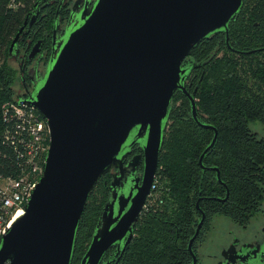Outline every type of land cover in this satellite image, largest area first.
Here are the masks:
<instances>
[{
	"label": "water",
	"instance_id": "1",
	"mask_svg": "<svg viewBox=\"0 0 264 264\" xmlns=\"http://www.w3.org/2000/svg\"><path fill=\"white\" fill-rule=\"evenodd\" d=\"M243 4L244 0L85 2L76 12L77 24H70L59 37L56 54L32 95L17 98L19 104L34 107L46 119L50 144L43 174L24 213L0 239V264H71L80 222L97 183L114 168L124 170L127 150L139 140L146 156L143 185L126 213L120 209L114 217V206L107 205L102 225L93 234L80 264H100L113 244L125 237L129 242L131 224L143 209L159 168L172 101L178 91L190 102L196 123L214 131L201 153V167L214 169L218 181L227 187L220 169L203 163L215 147L219 131L199 118L198 86L189 92L186 79L196 67L205 73L209 59L198 62L192 51L216 33L224 32L228 47L235 52L264 50L240 51L230 44V22L240 14ZM35 19L34 15L32 21ZM27 24L26 16L11 42L10 53ZM229 194L227 187L224 198L211 199L224 202ZM200 202L201 197L196 203L201 219L189 244L192 253L206 218ZM122 254L114 264L120 263Z\"/></svg>",
	"mask_w": 264,
	"mask_h": 264
},
{
	"label": "trees",
	"instance_id": "2",
	"mask_svg": "<svg viewBox=\"0 0 264 264\" xmlns=\"http://www.w3.org/2000/svg\"><path fill=\"white\" fill-rule=\"evenodd\" d=\"M37 1L23 0V5L12 8L10 0H0V178L18 176L22 170L14 147L3 140L2 104L17 99L9 47ZM240 13L230 22L231 46L243 51L264 48V0H244ZM46 24L50 27L52 22ZM222 49L226 53H220ZM192 56L198 62L209 59L198 83L196 103L199 118L219 131L203 163L220 169L230 195L224 203L211 199L224 197L227 191L215 171L204 170L199 163L214 131L196 123L190 102L176 92L159 160L163 203L154 208L156 213L140 219L123 264H185V247L197 227L196 202L201 196L206 197L201 206L207 217L213 212L240 216L239 211L260 199L255 178L264 171V142L254 138L252 124H264V50L239 55L220 32L203 39ZM178 93L187 101L180 108L176 107ZM94 192L80 222L71 264L81 262L100 215L103 202L96 207Z\"/></svg>",
	"mask_w": 264,
	"mask_h": 264
},
{
	"label": "flooded vegetation",
	"instance_id": "3",
	"mask_svg": "<svg viewBox=\"0 0 264 264\" xmlns=\"http://www.w3.org/2000/svg\"><path fill=\"white\" fill-rule=\"evenodd\" d=\"M86 1L41 0L40 2L37 1L28 10V24L12 53H8V62L11 60L15 61L19 67L17 98L26 99L32 95L33 90L45 76L48 66L56 54V43L59 42V37L65 33L70 24H77L79 14L76 12L83 9ZM94 1L91 0V5ZM37 3H39L38 6H36ZM74 9L76 10L73 11ZM34 15L36 19L32 21ZM48 19L52 22L50 27L46 24L49 21ZM255 25H258V23H255ZM55 37L57 38L56 42ZM236 53L242 54L238 51ZM202 74L203 68L196 67L188 75L186 87L189 92L192 93L198 86ZM252 130L254 138L264 142V128L259 129L260 131L253 128ZM127 151L128 153L124 160V170L120 171L118 168H114L104 174L94 189L96 191L103 182L101 189L104 192L103 205L93 234L97 227L102 225L107 205L114 206V217L118 215L120 209H123L122 214L126 213L131 205L132 198L143 185L146 172L144 144L138 140L131 144ZM210 170L215 171L214 169ZM255 180L258 188L257 196L260 198L258 202L255 201L250 208L239 211V213H242L240 216H229L223 213L214 214L213 212L207 217L206 214L201 230L193 242V253L189 250V244L195 233L187 241V246L185 247L187 261L185 264H264V171ZM205 199L206 197L201 196V202ZM146 202L147 199L137 220L131 224L132 237L130 241L127 242L128 238L125 237L121 242L113 244L104 253L100 264H105L106 262L114 264L122 254V249L125 248L119 264L124 263L123 258L135 238L140 219L144 215L156 213V209L146 211ZM201 202L200 207L205 212ZM220 202L224 203L225 201ZM197 211L199 212L198 226L201 219V211L198 208ZM118 246L121 248L120 252H118Z\"/></svg>",
	"mask_w": 264,
	"mask_h": 264
},
{
	"label": "built area",
	"instance_id": "4",
	"mask_svg": "<svg viewBox=\"0 0 264 264\" xmlns=\"http://www.w3.org/2000/svg\"><path fill=\"white\" fill-rule=\"evenodd\" d=\"M21 5L23 0H10L12 8ZM2 119L3 140L14 147L22 170L18 176L0 178V239L24 213L25 205L43 174L50 144L48 123L34 107L19 104L17 99L7 100L2 104ZM162 203L163 182L157 171L145 209L151 211Z\"/></svg>",
	"mask_w": 264,
	"mask_h": 264
},
{
	"label": "rangeland",
	"instance_id": "5",
	"mask_svg": "<svg viewBox=\"0 0 264 264\" xmlns=\"http://www.w3.org/2000/svg\"><path fill=\"white\" fill-rule=\"evenodd\" d=\"M57 7V6H56ZM220 53H226L225 49H222ZM9 66L14 70L15 72V83H14V90L16 93V90H19V67L16 64L15 61H9L8 62ZM177 103H176V107L180 108L181 106H184L187 101L179 94L177 95ZM11 98H15L14 96ZM252 128L254 130H259V129H263L264 125L261 124L260 122H256L252 124ZM260 131V130H259ZM159 170V169H158ZM162 175V174H161ZM99 188L94 192V200L96 201V207H99L100 204L103 202V198H104V192L101 190L103 187V182L98 186ZM93 232V231H92ZM78 264H80V260H78Z\"/></svg>",
	"mask_w": 264,
	"mask_h": 264
}]
</instances>
